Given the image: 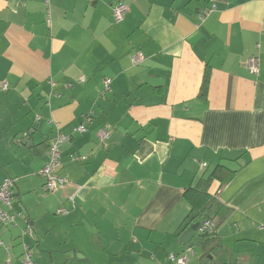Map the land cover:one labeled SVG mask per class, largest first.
<instances>
[{
    "label": "crops",
    "instance_id": "0c3cea01",
    "mask_svg": "<svg viewBox=\"0 0 264 264\" xmlns=\"http://www.w3.org/2000/svg\"><path fill=\"white\" fill-rule=\"evenodd\" d=\"M118 1L128 5L121 22ZM252 55L257 73L245 65ZM2 81L0 183L14 180L12 211L34 229L36 264H169L189 245L187 264H264V0H0ZM88 113L62 149L68 184L45 192L49 121L71 134ZM23 133L30 144H18ZM217 166L220 178L198 194ZM211 199L229 210L216 219L220 258L202 257L197 232L187 244L178 234ZM18 225L0 228L11 245L0 264H20Z\"/></svg>",
    "mask_w": 264,
    "mask_h": 264
},
{
    "label": "built area",
    "instance_id": "2783aa9c",
    "mask_svg": "<svg viewBox=\"0 0 264 264\" xmlns=\"http://www.w3.org/2000/svg\"><path fill=\"white\" fill-rule=\"evenodd\" d=\"M215 6L213 5L211 8L202 11L200 14V20L204 19L208 16L212 11H214ZM128 11V5L122 1H118L111 6L112 17L115 22H121L124 19L125 14ZM46 23L50 24V17L47 14ZM144 60V55L142 52H135L131 56V63L133 65H138ZM246 67L252 73H257L259 69V59L257 56L252 55L246 59L245 62ZM80 82L84 81L83 77L78 79ZM52 86L55 83H51ZM103 92H111V79L107 78L103 82ZM8 83L7 81H2L0 85V90H7ZM36 119H39L37 116ZM92 119V114H84L82 116V122L72 127L71 134H65L61 131L58 123L49 121L50 124L53 125L54 132L52 133L48 147H47V161L42 166L39 171V175L42 177L43 190L47 193H53L60 189L61 187L68 184V179L64 176H60L58 171L61 166V153L64 145L69 143L71 139V135L73 133H83L87 130L86 124L89 123ZM28 134L23 133V138H27ZM111 136L110 126L105 125L101 127L96 132L97 140L100 144H105L107 140ZM23 140V139H22ZM86 156H77L72 155V162L84 161ZM205 163L200 164V168L205 167ZM14 180L9 177H6L0 183V228H16L19 227L18 222L22 220L24 222L23 227L20 228L19 231V240L21 246V254H20V264H36L33 259V245L36 241L35 232L32 225L29 223V220L25 217L24 213H16L12 211V186ZM68 210L65 208H59L56 210V214L58 215H66ZM264 228V226H262ZM214 229V225L211 220L205 219L200 221V224L196 230V232L200 235L206 232H210ZM28 238L29 241L25 239ZM11 245L5 242L0 236V247L4 249L5 253L8 255L10 251ZM194 254L193 248L191 245L185 247L183 251L180 253H172L168 256L169 264H187L189 257ZM8 263L9 260H7Z\"/></svg>",
    "mask_w": 264,
    "mask_h": 264
},
{
    "label": "trees",
    "instance_id": "16d2710c",
    "mask_svg": "<svg viewBox=\"0 0 264 264\" xmlns=\"http://www.w3.org/2000/svg\"><path fill=\"white\" fill-rule=\"evenodd\" d=\"M208 82H209V72L206 69L204 72V75H203V80H202L201 89H200V96H202V97L205 96V94H206ZM223 168L224 167H222V166H217L216 169L211 174H209L205 179L200 180V183L196 189L198 191V194L206 195L207 188L210 185V183L213 181V179L214 178H220L217 175V171H221V170H223ZM225 177H228V174H226ZM221 180H224V179L221 178ZM212 207L215 209V211L212 210ZM228 211L229 210L225 206L219 205L213 199H211L210 203H208L206 205L205 209L201 210L200 212H195V207H193L190 210L189 214L184 219V221L181 225L182 227H181V229H179L178 234L185 231L192 224H195L198 222L200 223V221H202V220L209 219L212 221V223L214 225V229L210 232L200 234L196 238L195 244H199V245L203 246L204 248L209 246V250L207 251L206 254H203L202 257L212 258V255L213 256L215 255L217 258H220L221 256H225L226 252L223 249V247L220 245V243L217 239V236H216V228H217L216 219H217L218 213H226L227 214ZM209 252H210V254H209ZM205 263L206 262H204L203 264H205ZM209 264H219V263L215 259V260H211ZM227 264H231V263H227Z\"/></svg>",
    "mask_w": 264,
    "mask_h": 264
},
{
    "label": "water",
    "instance_id": "95a60500",
    "mask_svg": "<svg viewBox=\"0 0 264 264\" xmlns=\"http://www.w3.org/2000/svg\"><path fill=\"white\" fill-rule=\"evenodd\" d=\"M28 142L30 144L31 141H28V139L18 140V144H27ZM199 224L200 223L198 222L188 227L185 231L181 233L179 240L183 244H187L193 238V235L196 233Z\"/></svg>",
    "mask_w": 264,
    "mask_h": 264
}]
</instances>
